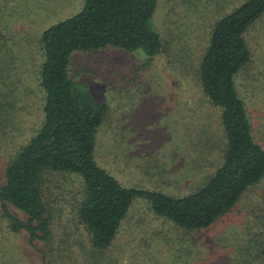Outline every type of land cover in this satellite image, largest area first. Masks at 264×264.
<instances>
[{
  "label": "rangeland",
  "instance_id": "374dc122",
  "mask_svg": "<svg viewBox=\"0 0 264 264\" xmlns=\"http://www.w3.org/2000/svg\"><path fill=\"white\" fill-rule=\"evenodd\" d=\"M244 1L156 0L150 20L162 47L150 58L109 46L70 54L68 75L106 105L94 134L93 159L120 185L179 197L203 185L220 166L226 146L221 109L203 92L199 64L215 23ZM83 3L0 0L1 181L6 162L43 118L41 34ZM245 40L250 57L233 75V84L252 138L264 150V16L246 31ZM61 184L65 190L51 186V206L64 207L51 220V244L36 240L29 246L24 236H8L6 221L0 220V264L113 259L115 264H264V175L229 212L201 230L180 228L137 198L103 250H95L86 231L72 225L68 203L78 196V181Z\"/></svg>",
  "mask_w": 264,
  "mask_h": 264
},
{
  "label": "trees",
  "instance_id": "16d2710c",
  "mask_svg": "<svg viewBox=\"0 0 264 264\" xmlns=\"http://www.w3.org/2000/svg\"><path fill=\"white\" fill-rule=\"evenodd\" d=\"M155 3L84 0L80 11L42 32L38 75L43 118L6 162L0 179V220L6 221L8 236H24L32 247L36 240L51 244V220L61 216L64 208L51 206V186L65 190L61 186L65 180L76 178L79 184L78 196L68 203L72 225L86 231L95 250H103L137 198L176 226L201 230L229 212L243 191L264 175V150L252 138L233 84V75L249 60L245 33L264 16V0H245L218 20L199 64V82L208 100L221 109L226 138L222 163L203 185L179 197L124 187L94 161V134L106 105L94 99L83 82L68 75L70 54L109 46L154 56L162 47L150 20ZM107 262L115 264L114 259Z\"/></svg>",
  "mask_w": 264,
  "mask_h": 264
}]
</instances>
